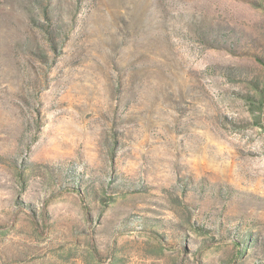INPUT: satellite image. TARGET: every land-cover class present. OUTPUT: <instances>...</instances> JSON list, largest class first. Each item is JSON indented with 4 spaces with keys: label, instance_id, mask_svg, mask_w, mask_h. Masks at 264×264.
<instances>
[{
    "label": "rangeland",
    "instance_id": "374dc122",
    "mask_svg": "<svg viewBox=\"0 0 264 264\" xmlns=\"http://www.w3.org/2000/svg\"><path fill=\"white\" fill-rule=\"evenodd\" d=\"M0 264H264V0H0Z\"/></svg>",
    "mask_w": 264,
    "mask_h": 264
},
{
    "label": "trees",
    "instance_id": "16d2710c",
    "mask_svg": "<svg viewBox=\"0 0 264 264\" xmlns=\"http://www.w3.org/2000/svg\"><path fill=\"white\" fill-rule=\"evenodd\" d=\"M242 238H243V240L241 241L242 242V244L244 245V244H249V242L251 241L250 239H249V236L248 235H244V236H242Z\"/></svg>",
    "mask_w": 264,
    "mask_h": 264
}]
</instances>
